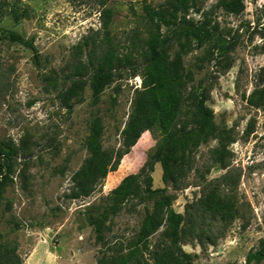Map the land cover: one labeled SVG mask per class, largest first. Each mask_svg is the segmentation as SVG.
<instances>
[{
    "label": "rangeland",
    "instance_id": "374dc122",
    "mask_svg": "<svg viewBox=\"0 0 264 264\" xmlns=\"http://www.w3.org/2000/svg\"><path fill=\"white\" fill-rule=\"evenodd\" d=\"M241 1V12L228 13L221 0H194L189 18L199 22L206 16L214 37L198 46L177 30L171 42L170 52L181 54L187 79L182 118L190 120L192 100L204 88L215 116L216 137L190 145L182 181L177 188L167 187L174 210L184 215L181 247L195 264H246L247 254L264 242V0ZM167 2L146 0L156 8ZM143 4L0 0V141L21 148L0 206V264L13 252L24 264H96L135 238L145 204L152 207L154 200H125L119 213L109 215L100 242L88 217L114 205L118 194L132 196L136 178L161 138L159 127L143 133L91 197L70 200L67 195L88 157L84 142L94 117L103 123L104 148H122L124 127L142 89L149 29ZM12 6L28 8L30 17L15 23L7 14ZM103 10L112 11L107 30ZM7 30L33 41L38 60L30 49L5 39ZM85 39L89 49L83 47L82 53L78 46ZM88 50L97 59L111 51L133 66L121 69V78L98 99L84 84L65 105L59 97L71 86L65 76L79 59L86 62ZM220 142L226 146L221 156ZM152 178L153 188L165 187L159 163ZM210 200H220L230 210L215 211ZM149 243L151 250L167 245L166 227ZM49 249L54 256L45 260Z\"/></svg>",
    "mask_w": 264,
    "mask_h": 264
},
{
    "label": "trees",
    "instance_id": "16d2710c",
    "mask_svg": "<svg viewBox=\"0 0 264 264\" xmlns=\"http://www.w3.org/2000/svg\"><path fill=\"white\" fill-rule=\"evenodd\" d=\"M142 1L149 26L147 52L141 67L143 82L142 89L136 92L123 130L122 148L117 150L104 148L103 123L100 117H94L84 142L88 157L75 174L74 185L67 197L70 200L91 197L109 173L118 170L124 155L137 144L143 133L159 127L161 138L154 152L149 155L141 168L132 196L118 194L115 204L104 206L96 217L90 215L88 224L94 228L96 240L100 242L109 215L119 213L125 200L138 204L154 200V203L152 207L145 204L139 230L126 248L122 247L114 254L98 258L96 264H148L145 254L148 255L149 260H152V264H195L192 255L181 247L180 235L184 215L174 210V198L167 193V187L177 188L182 181L186 172V153L190 145L195 141L199 142L202 138L216 137L215 116L207 105V90L204 88L192 100L190 120L182 118L187 79L181 54L172 55L170 50L177 30L183 31L198 46H202L214 37V28L210 26L206 16L199 22L187 18L189 12L195 9L194 0H168L167 7L157 8L147 4L146 0ZM219 5L228 13H239L244 8L241 0L234 2L221 0ZM7 14L15 23L30 17L28 8L14 6ZM102 15L104 28L107 30L112 11L103 10ZM3 33L5 39L11 43L30 49L35 60H38L39 53L33 41L25 39L16 31L7 30ZM83 47L84 50L89 49L87 39L78 46L82 53ZM132 66L133 62L130 59H115L111 51L103 52L97 59L93 52L88 50L86 62L79 59L75 70L65 76L66 81L71 82V86L59 93L61 102L67 105L84 84L89 85L95 99H98L109 85L121 78V69ZM48 80L51 81L50 78ZM220 143L221 148L217 150L219 156L226 149L224 143ZM20 149L11 140L0 141V206L5 188L13 181ZM157 163L162 168L161 179L164 188H153L152 172ZM208 205L215 211L230 210V206L220 200H210ZM163 226L166 227L169 243L151 250L149 240ZM262 261H264V242L257 250L250 251L246 257V264ZM5 264L24 263L20 256L13 252Z\"/></svg>",
    "mask_w": 264,
    "mask_h": 264
},
{
    "label": "crops",
    "instance_id": "0c3cea01",
    "mask_svg": "<svg viewBox=\"0 0 264 264\" xmlns=\"http://www.w3.org/2000/svg\"><path fill=\"white\" fill-rule=\"evenodd\" d=\"M42 243H39V244H37L36 245V247H34V249H33V251H32V253H31V255L33 254V253H35V252H37V250L40 248V245H41ZM46 244H48V242H46ZM47 252H46V259L45 260H47V259H49V258H53V253H51L50 252V249L49 250H46Z\"/></svg>",
    "mask_w": 264,
    "mask_h": 264
},
{
    "label": "built area",
    "instance_id": "2783aa9c",
    "mask_svg": "<svg viewBox=\"0 0 264 264\" xmlns=\"http://www.w3.org/2000/svg\"><path fill=\"white\" fill-rule=\"evenodd\" d=\"M187 18H189V16H187Z\"/></svg>",
    "mask_w": 264,
    "mask_h": 264
}]
</instances>
